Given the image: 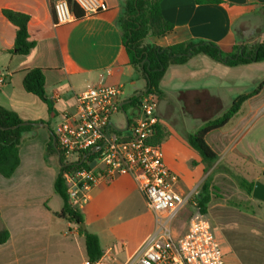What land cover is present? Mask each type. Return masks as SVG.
I'll return each mask as SVG.
<instances>
[{
	"label": "crops",
	"instance_id": "0c3cea01",
	"mask_svg": "<svg viewBox=\"0 0 264 264\" xmlns=\"http://www.w3.org/2000/svg\"><path fill=\"white\" fill-rule=\"evenodd\" d=\"M102 1L107 7L105 11L55 26L51 0H0V107L16 112L27 123L41 120L50 123L54 120L56 124L65 112L74 111L75 96L88 88L100 84L122 87L121 113L116 115L122 116V124H116V128L117 131H127L122 105L130 124L136 115V108L130 105V99L140 95L146 83L129 64L123 46L118 27L123 0ZM221 1L220 4H198L196 0H163L161 14L166 22L173 25V30L163 36H151L147 42L167 48L188 41L206 40L214 42L226 53L232 52L236 45L245 46L237 27L246 23L251 16L264 12V0ZM3 10L30 17V40L37 44L30 56L11 53L17 28L3 16ZM238 67L230 68L199 55L187 64L171 66L161 81L157 113L159 125L166 133L161 147L166 166L178 177L174 190L179 194L194 191L203 185L206 175H210L212 169L207 171V165L199 153L191 148L188 138L213 119L218 107H228L226 93H220L227 87L220 85L229 84L230 70ZM35 68L44 71L47 98L54 109L52 113L38 97L24 90L25 74ZM135 79L142 81L143 85L131 94L126 85ZM41 104L45 106V111ZM126 107L130 108V113ZM35 126L42 131L35 130L24 135L20 149L21 164L14 175L9 179L0 175V234L4 231L9 233L7 242L0 245V264H83L88 259L85 240L77 229L79 226L59 217L63 201L55 193L54 185L61 166L57 152L53 154L47 151L50 126ZM212 134L207 137L208 145L218 156L219 153L229 155V187L232 186V178L237 180L240 193H245L241 187L242 180L254 185L256 182L264 183V138L260 139L258 135L255 146L244 145L238 150V144L247 132L239 139H236V133L225 138L215 137L212 139L214 147L224 142L219 152L208 142ZM193 163H196L200 174L197 179L192 177L193 180L187 182L182 171L189 165L194 166ZM121 179L133 182L138 188L133 177L128 175L100 182L91 190L89 202L82 209L84 218L86 209ZM212 187L211 184L209 190ZM249 200V209L229 208L225 217L224 214L214 213L224 217L229 227L233 225L229 228L226 247L215 235L212 225L226 264H249L260 253L264 264V203L253 197ZM147 209L151 217L146 221L133 252H126L124 245L104 248L99 234L88 230L86 223L85 230L98 236L103 253L113 251L118 264H122L144 247L155 230L154 217L148 204ZM209 212L208 209L206 214ZM187 228L188 225L180 234L185 233ZM233 238L242 250H246V257L235 249ZM75 246L77 252L74 251ZM75 255L78 260H73ZM124 256L126 259L121 261Z\"/></svg>",
	"mask_w": 264,
	"mask_h": 264
},
{
	"label": "built area",
	"instance_id": "2783aa9c",
	"mask_svg": "<svg viewBox=\"0 0 264 264\" xmlns=\"http://www.w3.org/2000/svg\"><path fill=\"white\" fill-rule=\"evenodd\" d=\"M72 1L84 16L107 9L102 0ZM53 12L55 26L77 18L67 0H56ZM123 95L122 87L92 86L75 96L74 111L65 112L55 124L53 137L60 162L71 168L64 174L71 206L82 211L100 182L131 176L153 214L155 230L144 247L122 264H226L211 220L198 205L196 189L184 195L174 190L178 177L166 166L161 145L151 143L159 125V96L144 94L133 121L121 133L112 118L121 113ZM188 205L192 212L187 231L176 235L173 225ZM83 264H118V258L108 250L97 261Z\"/></svg>",
	"mask_w": 264,
	"mask_h": 264
},
{
	"label": "trees",
	"instance_id": "16d2710c",
	"mask_svg": "<svg viewBox=\"0 0 264 264\" xmlns=\"http://www.w3.org/2000/svg\"><path fill=\"white\" fill-rule=\"evenodd\" d=\"M53 3L56 0H51ZM77 18L84 17L83 11L72 1L67 0ZM163 0H123L121 2V16L118 20V27L122 34L123 46L129 59V64L135 68L141 78L145 81V90L138 96L130 99V105L137 107L140 98L146 93L161 95L160 84L167 70L171 66L187 64L192 58L199 55L209 57L215 62L227 67L250 65L264 62V43L253 47L236 45L233 51L226 53L211 41L199 40L188 41L176 44L167 48L159 47L147 42L151 36H163L173 30V25L166 22L161 14V2ZM198 4L210 3L220 4L221 0H196ZM3 16L17 28L16 39L12 54L19 56H30L37 44L30 40L29 22L30 17L24 13L11 10H3ZM264 81L258 90L252 94L238 97L231 107L218 118L204 123L198 131L188 138V143L202 158L207 167L214 165L218 159V154L208 145L207 137L224 128L234 116H236L243 104L258 95L263 89ZM24 90L38 97L48 107L49 113L54 112L52 103L47 98L45 88V75L42 69H31L26 72L23 80ZM14 111L0 107V175L6 179L11 178L21 164L20 149L23 137L26 133L36 130L35 124H47L49 121H38L29 125ZM47 146L49 153L56 154L53 144V130ZM166 138V133L160 125H157L155 134L151 138V143L161 145ZM56 146V145H55ZM63 165V162L62 164ZM195 166L196 163H193ZM207 168V171H208ZM71 168L61 166L58 177L55 181V193L62 199L63 208L59 214L71 224L79 226L85 223L82 211L74 209L69 201L68 185L64 174ZM264 176V170H263ZM211 178L204 181L201 193L196 200L201 210L206 213L211 200L210 195ZM241 187L245 193L252 197L254 184L246 180L241 181ZM79 233L85 240L87 259L97 261L103 255L100 241L97 235L78 227ZM9 233L4 231L0 234V245L7 242Z\"/></svg>",
	"mask_w": 264,
	"mask_h": 264
},
{
	"label": "rangeland",
	"instance_id": "374dc122",
	"mask_svg": "<svg viewBox=\"0 0 264 264\" xmlns=\"http://www.w3.org/2000/svg\"><path fill=\"white\" fill-rule=\"evenodd\" d=\"M237 30L240 31L239 36L242 35L245 46L253 47L264 43V12L251 16L246 23L244 22L241 26L237 27ZM230 71L229 84L226 86H224L225 84L223 86L220 85V87L227 88L221 92L219 91L221 94L226 93V106L228 107L226 109L218 107L213 119L221 117L238 97L256 92L264 81V63L240 66ZM127 83V90L131 94H133L134 89H139L143 85L142 81L136 79L133 82L128 81ZM41 107L45 111L43 104H41ZM126 110L130 113L129 107H126ZM121 119L122 116H114L112 121L117 125H121ZM50 128L54 130V120L50 122ZM36 131L42 130L36 128ZM246 132L247 134L243 137L240 144H238V150L244 145L255 146L259 138H264V86L260 94L243 104L240 112L232 118L227 126L213 132L212 136L208 138V142L214 149L217 148L215 150L220 152L222 147H224V142L214 147L212 139L215 137L225 138L231 133H236V139H239ZM258 135H260L259 138ZM219 156L221 160L208 168L209 170L212 169L209 176L213 185L210 190L211 203L208 204V209L210 210L208 217L212 222L215 235L224 242V246L226 247V242H229V228L233 225L229 227L228 221L223 218L226 212L229 211V208L249 209V199L251 197L242 191L240 193V187L234 178H232V186L229 187V161L227 160L229 155L227 153H219ZM182 172L187 182L192 181V177L197 179L200 174L197 167L192 165H189V168ZM209 176L206 175V177ZM125 180H118L96 199L94 204L92 203L86 209L85 223L88 230L99 234L104 248L114 245H124L126 252H133L137 246L138 239L143 233L144 225L151 216L141 191L133 182ZM201 187L196 188L198 195L201 193ZM191 210V205L186 206L175 221L173 228L176 235L180 234L187 227ZM214 213L224 214V217H218ZM233 244L235 249L240 252V255L246 257V250H242L239 243L234 241V238ZM76 250L75 246L74 251ZM77 258L78 256L75 255L73 260H78ZM125 259L126 257L124 256L121 261ZM262 260L263 258L260 253L249 264H262Z\"/></svg>",
	"mask_w": 264,
	"mask_h": 264
},
{
	"label": "water",
	"instance_id": "95a60500",
	"mask_svg": "<svg viewBox=\"0 0 264 264\" xmlns=\"http://www.w3.org/2000/svg\"><path fill=\"white\" fill-rule=\"evenodd\" d=\"M122 112L124 113L125 117H126V121H127V127L129 126V119H128V115L127 113L125 112V110L123 109V105H122ZM30 123H24L22 125H29ZM47 127V126H46ZM119 132H124L126 131V129H118ZM125 140H128L127 138H125ZM53 144H54V147H55V150L58 154V150L56 148V139L55 137H53ZM58 162H59V165H61V162H60V156L58 154ZM95 165V163H92V167ZM252 197L262 203H264V183L262 182H256L255 185H254V189H253V193H252ZM79 227H81L82 229H86V225L85 223H82L79 225Z\"/></svg>",
	"mask_w": 264,
	"mask_h": 264
}]
</instances>
